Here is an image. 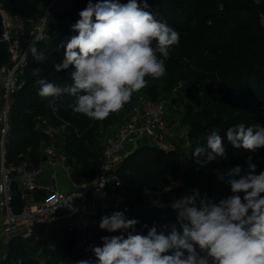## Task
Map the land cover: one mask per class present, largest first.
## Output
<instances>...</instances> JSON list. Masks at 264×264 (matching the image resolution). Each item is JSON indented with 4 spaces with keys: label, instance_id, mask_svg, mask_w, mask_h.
I'll use <instances>...</instances> for the list:
<instances>
[{
    "label": "trees",
    "instance_id": "trees-1",
    "mask_svg": "<svg viewBox=\"0 0 264 264\" xmlns=\"http://www.w3.org/2000/svg\"><path fill=\"white\" fill-rule=\"evenodd\" d=\"M45 1L0 0V5L10 14L30 19L41 14ZM53 1V17L58 20V24L51 26L48 39L35 44L47 59L37 63L30 52L29 63L23 72L25 84L12 96L6 163H18L26 159L35 167L43 163L44 156L40 153L43 134L39 125H43L42 119H48L52 126L67 134L63 150L74 168V180L93 179L104 162V133L116 125L126 109L123 107L124 110L110 114L105 120L95 121L72 112L68 105L75 101V97L68 93L52 98L38 95L39 86L35 84L36 77L32 76V69L36 67L42 69L40 78L61 87L71 86L70 73L74 68L56 72L54 63L62 62L63 45L71 36L78 34L71 26L79 20V12L89 2ZM119 2L127 3V0ZM139 2L142 6L145 0ZM146 2V11L165 21L180 34L179 45L171 49L170 57L165 61L164 76L182 71L184 85L191 90L205 87V91L201 105L189 107L183 117L184 125L189 126L188 139L192 140L191 157L186 164L182 162L179 150H165L145 141L130 151L115 170L131 206L141 208L128 216V219H135L138 223L127 231L144 235L148 231L144 225L149 228L156 225L159 228L176 224L173 212L154 208L145 197V190L163 191V201L167 203L190 194L192 189H198L201 194L208 196L212 188L217 187V194L220 199H224L232 195L231 187L217 178L215 170L224 171L239 165L241 175H244L251 163L256 165L255 174L264 171V148L254 153L234 148L226 135L229 127L239 123H244L246 127L256 124L264 126V0ZM161 78L147 77V85ZM147 96L154 101L161 100L155 86ZM50 100L54 101L55 110L50 106ZM212 130L219 131L227 159L217 157L201 166L192 152L200 144L206 146V138ZM14 189V209L21 211L22 195L17 191L16 184ZM239 195L242 198L244 194ZM121 234L127 236L123 230ZM104 236L113 234L103 231L90 238L84 247L76 248L73 237L65 234L55 251L46 252L48 260L45 264H78L80 260H91L95 264L92 248L102 247L101 237ZM5 254L7 258L3 264H42L35 248L18 236L8 240Z\"/></svg>",
    "mask_w": 264,
    "mask_h": 264
},
{
    "label": "clouds",
    "instance_id": "clouds-1",
    "mask_svg": "<svg viewBox=\"0 0 264 264\" xmlns=\"http://www.w3.org/2000/svg\"><path fill=\"white\" fill-rule=\"evenodd\" d=\"M147 8L146 0L142 6L139 0H89L71 26L78 34L63 45L62 62L54 63L56 72L74 68L71 86L40 78L42 69L36 67L32 76L38 95L52 98L68 93L75 97L68 105L72 112L95 121L123 109L134 93L147 86V77L165 75V61L180 42L179 32ZM30 52L37 63L47 59L35 45ZM49 104L55 110L54 101ZM226 135L234 148L253 153L264 148V126L259 124L239 123L229 127ZM192 155L201 166L217 157L227 159L219 131L212 130L206 146L200 144ZM215 171L219 180L230 185L232 195L215 202L192 189L171 204L176 224L144 225L146 235L133 234L127 230L138 221L126 218L124 212L102 216L101 230H123L127 236L101 237L103 246L92 248L95 264H264V171L255 174L256 165L251 163L244 175L239 165Z\"/></svg>",
    "mask_w": 264,
    "mask_h": 264
},
{
    "label": "built area",
    "instance_id": "built-area-1",
    "mask_svg": "<svg viewBox=\"0 0 264 264\" xmlns=\"http://www.w3.org/2000/svg\"><path fill=\"white\" fill-rule=\"evenodd\" d=\"M53 4V0H46L41 14L30 19L10 14L0 5L4 16V38L9 41L12 52L11 62L0 71V264L7 258V254L1 253V247L13 236L27 241L29 246L35 248L38 260L45 264L48 260L46 252L55 251L65 234L73 237L76 248H82L90 238L105 231L99 228L102 216L122 211L128 218L130 214L140 211V207H132L127 200L126 191L115 170L129 153L126 152L127 148L132 151L145 141L166 148L173 143L170 139L175 137L174 127L166 119L169 114L167 102L154 101L147 95H141L126 120L105 139L104 162L95 178L75 181L68 154L56 147L48 149L44 156L46 160L39 167L28 159L6 163L12 96L25 84L23 72L29 63L30 46L48 39L51 26L58 24L53 17ZM42 123L47 134L52 135L55 129L50 121L42 119ZM185 136L182 147L186 152L190 149V159L192 144L188 135ZM46 165L50 166L49 176L55 181L53 184L41 181ZM60 176L72 181V190L65 192L58 187L56 182ZM113 180L116 182L115 188L111 185ZM15 184L22 195L21 211L14 209ZM144 195L154 208L171 210L176 219L171 208L173 202L163 201V191L147 189ZM113 201L115 208L110 206ZM121 232L112 234L120 235Z\"/></svg>",
    "mask_w": 264,
    "mask_h": 264
},
{
    "label": "rangeland",
    "instance_id": "rangeland-1",
    "mask_svg": "<svg viewBox=\"0 0 264 264\" xmlns=\"http://www.w3.org/2000/svg\"><path fill=\"white\" fill-rule=\"evenodd\" d=\"M182 76V71L176 75H166L158 81L149 83V85H147L139 92H136L133 98L134 100H136L138 96L147 95L152 90L153 86L158 89V96L161 100H164L168 104L169 114H167L166 116L167 122L171 126H173L175 130V137L170 139V141L177 142L175 146L183 155V161L186 164V162L189 160L188 156L190 154V149L189 152H186L184 151L182 145L186 141L185 135H188L189 130L187 131L185 128H183L187 126L182 125L183 117L189 107L201 105L205 87L191 90L186 85H184ZM133 101L131 100V103L129 102L127 105L124 106V109H126L124 111L125 114L123 115V117L117 120L118 122L116 123L115 127H112L104 133V139H106L109 135H112L117 130V128L126 120L131 111L130 109L134 103ZM39 127L40 131L43 134V140L40 148L41 155L45 156L48 149L52 147H56L59 150H63L67 138L66 132L54 127L55 130L53 134L48 135L46 131L47 129L44 125L41 124L39 125ZM187 128L189 129V126H187ZM167 141H169V139H167ZM190 141L192 143V140ZM130 151L131 149L127 148L126 152L128 153ZM216 191L217 187H213L211 192L208 194V197L210 199L214 198L213 200H215V198H218L217 200H215V202H218L221 199ZM110 206L111 208H115V201L111 202ZM6 249L7 242H4L1 247V253L5 254Z\"/></svg>",
    "mask_w": 264,
    "mask_h": 264
},
{
    "label": "water",
    "instance_id": "water-1",
    "mask_svg": "<svg viewBox=\"0 0 264 264\" xmlns=\"http://www.w3.org/2000/svg\"><path fill=\"white\" fill-rule=\"evenodd\" d=\"M5 35V25H4V16L2 11L0 10V71L7 66L12 59V52L10 49V43L7 39L4 38ZM184 125V122H182ZM46 160V157H44ZM113 188L116 186L115 180L111 182Z\"/></svg>",
    "mask_w": 264,
    "mask_h": 264
},
{
    "label": "crops",
    "instance_id": "crops-1",
    "mask_svg": "<svg viewBox=\"0 0 264 264\" xmlns=\"http://www.w3.org/2000/svg\"><path fill=\"white\" fill-rule=\"evenodd\" d=\"M112 127H115V126H111L109 129H111ZM183 128H185L187 131L189 130L187 128V126L183 127ZM172 142L173 143H170V147H166V148H163V149H165V150L177 149L176 146H175L177 142L176 141H172ZM177 150H179V149H177ZM50 172H51L50 166L46 165V167H45V175H44V177L41 180L43 183H50V184H53V182L55 183V181L50 179V176H49ZM56 183H57L58 187L62 191L67 192V191L72 190V181L70 179L66 178L65 176H60Z\"/></svg>",
    "mask_w": 264,
    "mask_h": 264
}]
</instances>
